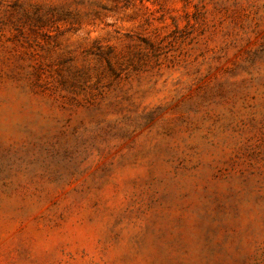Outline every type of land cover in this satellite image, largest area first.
<instances>
[{
  "label": "rangeland",
  "instance_id": "374dc122",
  "mask_svg": "<svg viewBox=\"0 0 264 264\" xmlns=\"http://www.w3.org/2000/svg\"><path fill=\"white\" fill-rule=\"evenodd\" d=\"M0 264H264V0H0Z\"/></svg>",
  "mask_w": 264,
  "mask_h": 264
}]
</instances>
